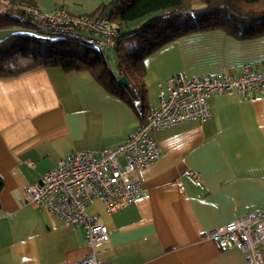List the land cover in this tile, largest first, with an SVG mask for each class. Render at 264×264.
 Instances as JSON below:
<instances>
[{"label":"crops","instance_id":"1","mask_svg":"<svg viewBox=\"0 0 264 264\" xmlns=\"http://www.w3.org/2000/svg\"><path fill=\"white\" fill-rule=\"evenodd\" d=\"M29 1L43 11L64 7L92 15L104 0ZM15 4L0 0V11H20ZM8 32L0 30V40ZM246 64L264 66V36L238 41L216 30L180 37L145 58L146 103L133 107L86 72L37 69L0 79V264L83 258L89 252L83 230L25 204L24 189L71 152L123 143L138 130L139 114L158 107V84L165 79L222 70L239 76ZM113 75L120 76L118 70ZM209 106L206 122L152 133L160 156L136 174L141 198L111 215L98 201L87 210L109 231L99 257L113 264H244L240 251L220 249L202 234L264 211V94L231 91L212 97Z\"/></svg>","mask_w":264,"mask_h":264},{"label":"built area","instance_id":"2","mask_svg":"<svg viewBox=\"0 0 264 264\" xmlns=\"http://www.w3.org/2000/svg\"><path fill=\"white\" fill-rule=\"evenodd\" d=\"M38 29L58 38H71L105 52L115 47L117 31L108 16L72 14L64 7L43 11L15 4ZM234 91L241 96L264 94V66H243L239 76L221 71L218 76H172L158 84V107L140 113L138 130L123 143L98 152L74 151L63 163L42 174L37 184L24 189L23 202L41 207L80 228L89 252L73 264H113L99 257L109 241L108 228L87 210L98 201L111 215L143 195L136 174L153 164L160 148L152 133L184 122L211 118L209 101ZM32 166V162L27 163ZM192 178L196 179L195 175ZM220 249H236L244 264H264V211L248 212L202 234Z\"/></svg>","mask_w":264,"mask_h":264},{"label":"trees","instance_id":"3","mask_svg":"<svg viewBox=\"0 0 264 264\" xmlns=\"http://www.w3.org/2000/svg\"><path fill=\"white\" fill-rule=\"evenodd\" d=\"M93 15L108 16L117 31V70L128 80L129 89L117 83L104 52L75 39L52 37L31 24L24 12L11 8L0 11V30H9L0 40V79L37 69L86 72L109 94L133 107L135 101L146 103L145 58L165 44L216 30L238 41L264 36V0H115L99 6ZM141 19L145 22L138 28L121 32L123 24ZM2 186L0 178V192Z\"/></svg>","mask_w":264,"mask_h":264},{"label":"rangeland","instance_id":"4","mask_svg":"<svg viewBox=\"0 0 264 264\" xmlns=\"http://www.w3.org/2000/svg\"><path fill=\"white\" fill-rule=\"evenodd\" d=\"M113 1H115V0H104L101 5L107 6V5L111 4V2H113ZM108 9H109V12H110L112 10V7L108 8ZM91 16H97V15H93L92 14ZM144 22H145V19H141V20H137V21H134V22H129V23L123 24L121 26V32L122 33H126L128 31L136 29ZM103 54H104V56L106 58V61H107L109 69L112 71V73L116 74L117 64H118V54H117L115 48H112L110 50H106Z\"/></svg>","mask_w":264,"mask_h":264},{"label":"water","instance_id":"5","mask_svg":"<svg viewBox=\"0 0 264 264\" xmlns=\"http://www.w3.org/2000/svg\"><path fill=\"white\" fill-rule=\"evenodd\" d=\"M116 81L124 89H129V82L124 76L117 77Z\"/></svg>","mask_w":264,"mask_h":264}]
</instances>
